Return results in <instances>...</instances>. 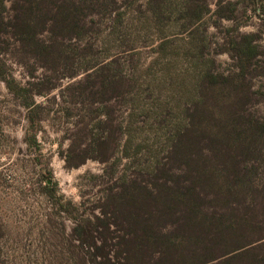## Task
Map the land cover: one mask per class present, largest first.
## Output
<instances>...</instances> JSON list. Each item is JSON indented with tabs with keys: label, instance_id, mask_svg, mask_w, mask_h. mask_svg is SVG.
<instances>
[{
	"label": "rangeland",
	"instance_id": "1",
	"mask_svg": "<svg viewBox=\"0 0 264 264\" xmlns=\"http://www.w3.org/2000/svg\"><path fill=\"white\" fill-rule=\"evenodd\" d=\"M159 1L156 13L148 0H119L114 14L86 17L88 26L98 32L89 49L82 50L87 38L69 45L78 53L76 65L68 71L98 59L114 61L112 69L119 70L127 84L122 95L107 102L112 109L110 129H115L108 163L90 158L96 155L94 138L107 136L97 128L106 115L87 122L89 101L73 103L70 95L73 83L94 69L69 78L33 59L13 58L5 50H13L15 43L0 29V74L31 88L26 96L17 94L0 75V264H122L115 243L125 231L111 216L108 196L132 179L151 185L158 165L180 172L168 158L172 139L187 122L186 111L198 98L203 73L226 75L237 70L230 53L232 41H240L241 33L257 35L258 45L246 70L253 86L245 109L257 120L264 119V0H193L203 10L196 24L184 14L186 0ZM229 2L234 3L231 9L226 7ZM11 5L12 0H0V19L11 17ZM219 8L231 18H220ZM109 76L117 77L112 71ZM40 79L43 87L35 86ZM101 81L96 79L92 90L97 91L93 105L102 113ZM53 84L59 86L47 89ZM44 87L45 94L36 93ZM29 98L45 107L34 132L24 104ZM78 128L84 130L79 134ZM31 133L37 144L29 143ZM71 143L80 147L72 160L82 161L79 165L66 161ZM59 198L67 212L60 211ZM102 239L108 243L105 256L94 249Z\"/></svg>",
	"mask_w": 264,
	"mask_h": 264
},
{
	"label": "trees",
	"instance_id": "2",
	"mask_svg": "<svg viewBox=\"0 0 264 264\" xmlns=\"http://www.w3.org/2000/svg\"><path fill=\"white\" fill-rule=\"evenodd\" d=\"M118 1L12 0L11 17L0 19V29L9 34L17 49L15 54V48L5 50L13 58L33 59L38 66L69 78L94 69L84 80L73 83L75 89L70 95L73 103L89 101L87 122L106 115L97 128L107 136L94 138L92 150L96 155L90 157L105 163L113 157L115 134V129H110L112 109L107 102L122 95L127 84L122 73L112 69L114 61L104 63L98 59L68 71L76 65L78 53L69 45L87 38L82 50L89 49L98 32L88 26L86 17L112 15L119 8ZM148 2L158 13L160 1ZM233 5L229 2L226 7L231 9ZM183 8L190 22L196 24L201 19L203 10L197 2L186 0ZM217 15L231 18L220 8ZM256 39L254 33H241L240 41H232L234 50L230 54L237 60L235 72L224 75L209 70L200 78L198 98L186 111L187 122L174 135L168 152L180 172H172L173 166L167 164L158 165L152 172L155 179L151 185L132 179L108 196L111 216L125 231L115 243V255L122 264H264V171L260 170L264 163V119L257 120L245 109L252 99L253 85L246 70L252 66L250 56L257 53ZM261 68L264 70V64ZM111 71L117 77L109 76ZM0 75L13 92L26 96L31 91L14 79H6L4 72ZM29 75L35 76L33 71ZM99 78L102 113L93 105L97 91L92 86ZM43 84L40 79L35 86ZM58 86L53 84L47 89ZM46 87L36 93L45 94ZM85 92L87 97L83 96ZM77 94L83 99L79 100ZM24 104L34 132L40 127V112L45 107L33 98ZM84 128H78V133ZM28 139L31 144L38 143L35 133ZM76 151H80L79 145L71 143L68 165L82 163L72 162ZM107 173L110 175V171ZM58 205L60 211L67 212L68 206L61 198ZM94 246L105 256L106 240Z\"/></svg>",
	"mask_w": 264,
	"mask_h": 264
}]
</instances>
